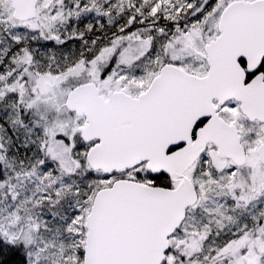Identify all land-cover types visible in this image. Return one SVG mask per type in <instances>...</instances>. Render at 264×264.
<instances>
[{"label":"snow or ice","instance_id":"1","mask_svg":"<svg viewBox=\"0 0 264 264\" xmlns=\"http://www.w3.org/2000/svg\"><path fill=\"white\" fill-rule=\"evenodd\" d=\"M0 264H264V0H0Z\"/></svg>","mask_w":264,"mask_h":264}]
</instances>
